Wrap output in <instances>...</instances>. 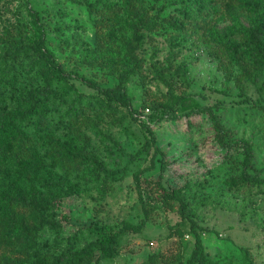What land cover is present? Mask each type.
Masks as SVG:
<instances>
[{
  "label": "rangeland",
  "instance_id": "rangeland-1",
  "mask_svg": "<svg viewBox=\"0 0 264 264\" xmlns=\"http://www.w3.org/2000/svg\"><path fill=\"white\" fill-rule=\"evenodd\" d=\"M95 1V0H92ZM122 4V0H117ZM153 14L161 12L162 25L155 31L146 30V36L138 51L144 57V70L133 75L129 87L134 97V107L151 106L154 101L175 103L185 97V110L202 105H214L221 123L233 131L234 140L246 139L254 149V162L264 167V92L247 79L238 78L241 69L229 62L223 64L210 54V48L197 39L181 41L182 35L168 18L184 8V0H148ZM31 5L42 14V23L49 34V48L68 70L97 80L103 85L118 81L119 60L123 59V41L130 36V19L123 12L120 25L99 28L95 16L87 6L73 0H30ZM3 21L0 24V68L8 74H0V90L4 104L19 103V91L23 86L42 85L43 79L30 70V59L19 58V71L11 68L12 58L7 51L30 42L33 38L31 16L23 0H0ZM218 12L212 21L219 26L235 24L251 25L254 17L235 15V19ZM238 26V25H237ZM8 27L10 33L3 29ZM100 30L110 37L114 57L96 60V33ZM111 32V33H110ZM176 52L172 69L181 66L187 69V77L178 74L174 78L175 92L171 96L167 84L157 75L156 69L166 67L171 59L170 51ZM121 52V53H120ZM112 54V53H111ZM108 58V59H107ZM114 62H112V61ZM227 71L230 72L229 75ZM17 75L13 86L8 78ZM264 75L259 79L261 83ZM77 86L94 98L97 91L75 80ZM17 93H16V92ZM250 99V103L241 101ZM54 115L65 107L54 102ZM147 114L152 112L145 109ZM97 126L86 129L91 137V149L108 168L115 170L106 193L100 183L79 175L68 176L55 169L50 181L60 196V207L56 219H63L59 230L49 227L41 235L46 250L54 254L70 245L82 247L96 238L90 228L99 221L130 220L137 224L145 216L139 189L134 174L143 170V175L156 181L161 173L163 154L155 146L145 150L150 134L143 130L140 122L126 107L118 106L113 112L92 113ZM148 120L147 115L143 117ZM184 120V119H183ZM183 120L165 119L152 122L157 135V145L166 153L169 162L164 173V184L169 188L187 186L189 209L195 219L205 228L200 230L205 249L218 264H245L247 258L242 246L247 247L259 264H264V187L231 189L229 177L238 171L237 164L243 154L240 147L223 146L215 138L212 118L204 113L191 124ZM57 124H59L57 122ZM57 134L65 136L66 129L59 125ZM133 154H139L132 158ZM156 154V155H155ZM237 158V159H231ZM154 158V159H153ZM128 165L126 171H120ZM154 166V169H149ZM142 193L153 204L149 222L141 233H128L123 237L119 254L101 264H187L195 247V235L189 222H183L176 209L163 207L154 200L155 186L144 183ZM66 217V218H65ZM184 230V235L177 229Z\"/></svg>",
  "mask_w": 264,
  "mask_h": 264
},
{
  "label": "trees",
  "instance_id": "trees-1",
  "mask_svg": "<svg viewBox=\"0 0 264 264\" xmlns=\"http://www.w3.org/2000/svg\"><path fill=\"white\" fill-rule=\"evenodd\" d=\"M73 1L85 4L89 13L96 17V25L102 29L122 24L123 12L131 20L129 27L132 33L123 41L124 56L119 60L118 81L113 85H103L91 77L68 70L56 58L48 45L49 34L42 23L43 14L31 5L30 0H23L31 16L34 36L30 42L8 50L7 57L13 59L11 68L16 72L19 71V58L30 59L29 71H35L36 77L42 78L43 83L23 86L19 91L21 99L14 106L4 104L0 90V264H101L104 260L115 258L120 252L123 237L128 233L143 232L149 222L154 206L143 198L144 183L155 186L157 193L154 200L157 204L178 210L182 221L189 222L190 230L195 235V247L187 264H218L219 260L206 251L200 232L201 229L210 232L213 229L201 226L189 209L188 187L169 188L164 184V173L169 162L166 153L157 145V135L151 123L184 119L189 125L193 119L207 113L213 120L217 141L223 146H239L243 154L242 158H238V171L229 177L231 189L264 187V167L254 162L252 143L246 139L234 140L233 131L221 123L216 108L222 107V101L185 110L184 99L191 96L187 93L175 103L154 101L143 109L134 107L129 81L133 75L144 70V57L138 51L144 43L145 31L157 30L164 19L161 12L153 14L150 11L148 0H122V4L117 0ZM184 1V8L168 18V23L182 34L181 41L197 39L206 44L210 54L222 64L227 61L238 66L241 69L238 78L253 82L262 94L264 78L261 83L259 79L264 75V0ZM218 12H224L223 16L232 19L237 18L235 15L253 16L255 22L249 26H219L212 21V16ZM2 21L0 8V24ZM3 32L4 35L10 30L5 27ZM95 44L96 60L104 59L106 55L111 56L109 59L114 57L110 37L106 33L98 30ZM169 55L171 59L168 65L157 68L156 72L167 84L172 96L175 76L182 74L187 77V69L178 66L173 70L172 60L176 52L171 50ZM0 74L6 75L8 72L0 68ZM8 79L14 86L18 77L14 74ZM75 80L96 90L100 97L94 98L91 93L81 90ZM59 101L65 109L56 116L51 104ZM246 102L250 103L251 100L241 101ZM256 105L264 110L261 103ZM118 106L129 109L143 130L150 134L144 149L155 146L156 154H163L161 173L156 181L143 175V170L134 174L145 216L137 224L126 219L99 221L90 228L96 233L95 239L82 247L70 245L54 254L46 250L41 235L47 227L59 230L63 226V219L55 217L60 207V196L50 183L55 178V169L63 170L69 177L83 172L86 177L99 182L102 193H106L116 171L108 168L91 149V137L86 129L97 126L93 112L111 113ZM151 107L152 112L147 114L145 109L151 110ZM146 115L148 120L143 118ZM57 125L66 129L64 137L57 134ZM138 155L131 157L134 159ZM127 169L128 165L119 168L121 172ZM149 169H154V166ZM177 231L182 235L185 233L180 227ZM242 251L247 258L245 264H259L247 247L242 246Z\"/></svg>",
  "mask_w": 264,
  "mask_h": 264
},
{
  "label": "built area",
  "instance_id": "built-area-1",
  "mask_svg": "<svg viewBox=\"0 0 264 264\" xmlns=\"http://www.w3.org/2000/svg\"><path fill=\"white\" fill-rule=\"evenodd\" d=\"M143 117H145V116H143Z\"/></svg>",
  "mask_w": 264,
  "mask_h": 264
}]
</instances>
